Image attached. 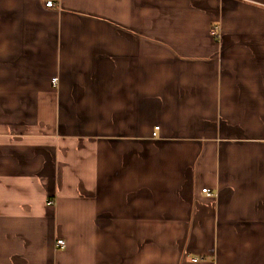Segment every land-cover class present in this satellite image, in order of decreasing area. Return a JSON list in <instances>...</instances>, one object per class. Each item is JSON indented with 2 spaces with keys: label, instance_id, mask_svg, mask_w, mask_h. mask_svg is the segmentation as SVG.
I'll return each mask as SVG.
<instances>
[{
  "label": "crops",
  "instance_id": "0c3cea01",
  "mask_svg": "<svg viewBox=\"0 0 264 264\" xmlns=\"http://www.w3.org/2000/svg\"><path fill=\"white\" fill-rule=\"evenodd\" d=\"M0 264H264V0H0Z\"/></svg>",
  "mask_w": 264,
  "mask_h": 264
},
{
  "label": "built area",
  "instance_id": "2783aa9c",
  "mask_svg": "<svg viewBox=\"0 0 264 264\" xmlns=\"http://www.w3.org/2000/svg\"><path fill=\"white\" fill-rule=\"evenodd\" d=\"M46 7L49 8V9H52L54 7L53 2H48L46 4ZM213 34L217 35V29L216 28L213 29ZM57 81H58L57 79H54L55 85H56ZM156 131H158V129H156ZM154 137H156V135ZM49 205L53 206L54 202H50ZM57 245L60 246V247H66V242H65V240H60V241L57 242Z\"/></svg>",
  "mask_w": 264,
  "mask_h": 264
}]
</instances>
